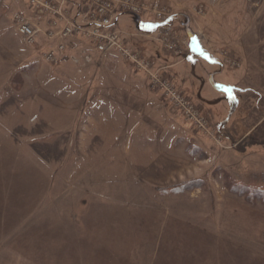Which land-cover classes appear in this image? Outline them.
<instances>
[{"label": "rangeland", "instance_id": "1", "mask_svg": "<svg viewBox=\"0 0 264 264\" xmlns=\"http://www.w3.org/2000/svg\"><path fill=\"white\" fill-rule=\"evenodd\" d=\"M80 1L131 55L36 58L63 39L26 44L30 0H0V264H264V0ZM44 2V31L80 10Z\"/></svg>", "mask_w": 264, "mask_h": 264}, {"label": "built area", "instance_id": "2", "mask_svg": "<svg viewBox=\"0 0 264 264\" xmlns=\"http://www.w3.org/2000/svg\"><path fill=\"white\" fill-rule=\"evenodd\" d=\"M71 1L73 5L79 7V11L76 15L75 20L67 21V24L59 31H44V29L35 22L31 17L25 15H17V28L18 32L22 35L24 41L27 44L34 45L41 33L45 36H49L51 39L54 35L63 39L61 42H58L56 45L49 44V47L44 52V57L48 61H57L61 58L63 53H66L69 48L76 49L79 45L77 42V37L82 38L90 42L94 47L105 55L115 51L121 56L130 54L129 49L125 46V42L119 34V28L117 25L121 23V15L119 12H115L113 15L106 17L99 16V18L94 17L92 19H85L83 23H79L77 17H81V1L80 0H64ZM34 11H46L52 9L48 2L44 0H30ZM96 2V1H95ZM104 4H108V1L102 0L101 12H104ZM112 11V10H109ZM48 13V11H46ZM96 10L93 11L96 14ZM90 13V12H89ZM99 14V13H98ZM124 14V13H123ZM136 20L139 19L138 14L133 15ZM161 25L155 26V29L158 30ZM52 28V25H51ZM131 55V54H130ZM135 57L136 64L142 63L141 58L137 55H132ZM165 80V79H164ZM161 85L168 90V94L172 99H176L180 105L184 107L185 110H190L187 108V101L179 94L177 87L169 82H161Z\"/></svg>", "mask_w": 264, "mask_h": 264}, {"label": "crops", "instance_id": "3", "mask_svg": "<svg viewBox=\"0 0 264 264\" xmlns=\"http://www.w3.org/2000/svg\"><path fill=\"white\" fill-rule=\"evenodd\" d=\"M26 15H28L29 17H31L35 22H37L43 29H48L49 28V22H50V16L49 15H47V14H40V12L39 13H36V11H32L31 13H28V14H26ZM42 37V35L39 37V39H40V41H44V39H43V37ZM77 39V42H79V45H81V47L82 48H86V49H88L89 51H91V52H93L94 54H95V58H97L98 59V55H99V51H97V49L94 47V45H92L90 42H88V41H86V40H84V39H82V38H79V37H77L76 38ZM27 44V43H26ZM49 44L50 43H46V42H44L43 43V46L41 47V48H43L42 50H40L38 53H37V51H36V58L37 57H40V53L42 52V54L47 50V48L49 47ZM30 46V45H29ZM107 55H109V57L110 58H112V60H114L113 62H116V61H118V62H120V60L119 59H116V58H119V56H118V54L115 52V51H112V52H110V53H108ZM212 60H209L210 61V63H212V66L214 67V66H216V65H218L219 63H218V61L219 60H213V58H211ZM124 63V62H123ZM126 64V63H125ZM124 64V65H125ZM131 78L132 79H130L131 81H135V80H133V78H136L137 79V75H131ZM138 80H144L143 79V77L142 76H139L138 77ZM133 82H130V83H133ZM124 83V82H123ZM137 83V82H136ZM224 89H226V93L228 94V98L231 100V99H234L235 98V94L232 92L233 90L232 89H230L229 87H226V86H223V88L221 89V88H219L218 90H224Z\"/></svg>", "mask_w": 264, "mask_h": 264}, {"label": "trees", "instance_id": "4", "mask_svg": "<svg viewBox=\"0 0 264 264\" xmlns=\"http://www.w3.org/2000/svg\"><path fill=\"white\" fill-rule=\"evenodd\" d=\"M239 187H241V189H248V185H242L241 184V186L239 185ZM186 189H188V188L187 187H176V188H172L171 191L174 190L176 192H182V191H184ZM6 190L10 191V189L8 187L6 188ZM256 193H258V192H256ZM7 199H8L7 193L5 192V195H4L3 192L0 191V210H1V208H3V214L5 212L4 209L5 210L8 209L9 207H11V205H19L17 203L6 202ZM0 214H1V212H0ZM3 225H5V223ZM56 231H57V229H55L54 232H56Z\"/></svg>", "mask_w": 264, "mask_h": 264}, {"label": "water", "instance_id": "5", "mask_svg": "<svg viewBox=\"0 0 264 264\" xmlns=\"http://www.w3.org/2000/svg\"><path fill=\"white\" fill-rule=\"evenodd\" d=\"M189 31V30H188ZM190 37V39L192 40V37H191V35L189 36Z\"/></svg>", "mask_w": 264, "mask_h": 264}, {"label": "bare ground", "instance_id": "6", "mask_svg": "<svg viewBox=\"0 0 264 264\" xmlns=\"http://www.w3.org/2000/svg\"><path fill=\"white\" fill-rule=\"evenodd\" d=\"M142 21H144V19H142Z\"/></svg>", "mask_w": 264, "mask_h": 264}]
</instances>
